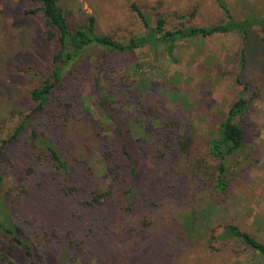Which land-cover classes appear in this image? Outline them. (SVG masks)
<instances>
[{
	"label": "rangeland",
	"instance_id": "374dc122",
	"mask_svg": "<svg viewBox=\"0 0 264 264\" xmlns=\"http://www.w3.org/2000/svg\"><path fill=\"white\" fill-rule=\"evenodd\" d=\"M225 2L234 19L257 16L261 21L248 29L249 41L243 64V41L241 33L237 31L179 41L173 52L175 59L168 55L165 45L158 48L146 46L127 55L108 53V66L112 71H102L100 88L108 95L114 81L119 83L122 80L128 85L126 90L132 98L124 105V112L131 114V120L135 116L143 118L142 125L139 122L131 125V136L136 139L141 135L140 129L147 122L155 123V119L162 120L168 116L176 118L180 122L178 135L185 134L195 139L192 161L201 160L203 165H200L199 172L191 161L190 164L186 163L183 156L179 159L178 154H173L171 163L145 157L142 167L150 173L143 175L137 183V200L140 197L144 201L136 203L135 210L144 211L145 208V211L154 214V237L146 242H138L133 237L121 242L127 236L119 237L115 242L109 241L107 246L102 247V251L107 253L105 258L111 257L104 259L105 263L264 264V258L225 229L227 224H236L264 242V0ZM60 3L73 27L82 25L87 15L93 14L99 33L110 34L121 41L145 33L142 19L131 7L132 3L145 13L152 24L159 16L164 17L171 27L182 24L206 26L228 20L215 0H60ZM28 5L27 0H0V78L7 83L12 78L13 84L9 94H0V136H6L17 123V116L13 112L26 114L31 111L34 104L29 91L39 79L34 72L21 73L18 69L12 71L13 77L11 73L8 75L14 56L20 57V67L26 68L32 64L34 70L40 73L45 70L53 49L52 43L40 37L43 19L24 14ZM20 37L30 52L27 64L23 63V55L26 54H21ZM12 39V43H8ZM9 45L12 51L7 48ZM103 52L100 48L90 50L87 63L79 70L81 74L76 89L82 97L78 106L80 111L91 114L101 122L105 128L103 133L107 135L105 137L121 147L112 125L102 114L92 79L94 67ZM5 58H10L12 62L3 63ZM115 69L117 72H114ZM241 93L249 101L248 109L236 119L244 125L245 142L240 152L228 161V187L220 192L213 188L214 168L218 161L209 154V138L217 131ZM123 97L118 93L116 99L122 100ZM36 122L34 126L38 125ZM89 126L80 121H71L63 134L64 145L70 146L72 143L69 149L85 161L75 166L72 175L38 161L34 153L20 152L18 143L6 154L5 173L9 190L6 193H10V199L16 197L22 187L21 163L30 165L33 162L36 166V171L29 175L27 185L33 193L19 196L14 213L18 212L32 231L37 230L35 235L46 249L48 264L80 263L77 258L75 263L73 261L77 256L69 257L70 249L66 243H57L59 239L52 234L54 228L59 235L69 230L75 235L81 233L88 240L89 237L85 235L88 227L93 226V218L101 221L105 218L110 228L121 236L119 225L122 212L117 202L114 206L102 207L93 213H87L79 203L89 198L92 188L108 186L99 153L101 144L90 137ZM39 128L43 131V127ZM151 139L148 137L144 140L148 151L154 146ZM60 143L63 144L61 139ZM175 162L178 164L174 168ZM38 183L43 185L37 187ZM75 183L82 186L84 183L88 190L78 192L75 195L77 198L71 200L69 195H64L61 186ZM151 200L155 204L150 203ZM41 204H49V208L45 210ZM176 209L174 213H178L181 219L172 223L169 210ZM194 209L193 221H186L187 211ZM78 213L81 215L78 216ZM177 231L186 234L181 242ZM163 232L165 234L162 236ZM164 241L169 248L158 252V243ZM19 257L23 259L22 250ZM8 262L0 259V264L15 261L12 259ZM92 263L95 264L96 260Z\"/></svg>",
	"mask_w": 264,
	"mask_h": 264
},
{
	"label": "trees",
	"instance_id": "16d2710c",
	"mask_svg": "<svg viewBox=\"0 0 264 264\" xmlns=\"http://www.w3.org/2000/svg\"><path fill=\"white\" fill-rule=\"evenodd\" d=\"M27 1L29 5L25 7L24 14L43 19L44 27L40 31V37L42 40L52 43L53 49L47 60L48 64L45 70L40 73L34 70L32 64L23 65L27 66L26 68L20 67L22 63L18 61L20 57L17 55H13V63H11L10 58H5L3 61V63H11V72L8 73V75L11 73V77L14 75L12 71L18 69L21 73L34 72L39 79L29 91L30 99L34 104L31 111L26 114L13 112L17 116V123L6 136H0V259L7 263L14 259L15 262L12 264H48L46 249L35 235L37 230L33 229L32 231L30 226H27L26 220L22 219L18 212L14 213L19 196L25 194L29 196L33 193L31 187L27 185L30 180L29 175L36 171V166L33 162L30 165L21 163L20 166L23 168L22 187L16 197L13 196L10 199V193H6L9 192L5 173L7 151L18 143L20 152L22 150L24 153L25 151L30 154L34 153L37 155L38 161L45 162L66 175H72L75 166L79 163H85V161L79 159L72 149H69L72 143L70 146L64 145L63 134H65V130L68 129L71 121H80L90 125V137L101 144L99 153L103 160L108 186L101 188L99 185L97 188H92L89 192V198L79 203L87 213H93L102 207L114 206L117 202L122 212L120 215L121 225L117 224L122 232L119 236L118 232L113 231L112 227L110 228L106 223L109 221L105 218L104 221L93 218V226L88 227V233L85 235L89 237L88 240L81 233L75 235L69 230L59 235L57 229L54 228L52 234L59 239L57 243L67 244L71 259L73 255L77 256L73 259L74 263L77 258L80 261L79 264H93L94 259L96 260L95 264H114L113 262H104V259L111 258H105L107 253L102 251V247L107 246L109 241L115 242L119 237L127 236L126 240L121 242L127 241L131 237L137 239L138 242H146L149 238L154 237L152 226L154 214L145 211V208L144 211L135 210L136 203L139 204L143 200H140V197L137 200V183L143 175L150 173L142 167V161L146 160L145 157L151 156L158 159V162L168 161L171 163L174 159L173 154H178L179 159L183 156L186 163L191 161L194 169L199 170V172L201 171L200 165L203 163L200 162L201 160L192 161V147L195 139L185 134L178 135L180 122L176 118L168 116L162 120L160 118L155 119V123L147 122L143 125L142 130L140 129L139 134L141 135H138L136 139L131 136L133 134L131 125L135 122L142 125L143 118L135 116L136 118L131 120V114L127 111L124 112V105L132 98L127 91L128 85L122 80L119 83L114 81V87H111L108 95H105L100 88L102 71L106 70L109 73L112 71L108 66L110 58L108 53L127 55L146 46L158 48L160 45H165L168 55L174 58L173 52L179 41L237 31L241 33L243 41L241 61L243 64L249 41L248 29L251 25L259 24L261 21L256 18L257 16L246 17L241 20L234 19L225 0H215L226 13L228 20L206 26L182 24L171 27L168 26L166 19L162 16H159L155 24H152L145 13L135 3H132L131 7L138 12L142 19L145 33L121 41L110 34L99 33L96 28V17L93 14L87 15L86 22L82 25L73 27L60 0ZM20 38L21 54H26L23 55L25 59L23 63L27 64L30 61L28 60L30 57L27 56L30 52L26 50L22 37ZM12 41L13 39L8 43H12ZM7 48L12 51L11 46ZM94 48L103 49L104 52L94 67L92 79L99 95L102 114L112 125L114 136H118L121 147H117L114 142L105 137L107 135L103 133L105 128L101 122L91 114L79 110V98L82 97L81 92L79 94L78 89H76L81 74L79 70L87 63L88 52ZM115 71L117 72L116 69ZM106 77L109 78V76ZM9 81L7 83L0 78V94L10 93L13 88L12 78H9ZM118 93L124 96L123 99L121 98L122 100L116 99ZM242 93L230 106L217 131L209 138V154L218 161L214 168L213 188L220 192L225 191L228 187L227 163L231 157L240 152L245 142L244 125L236 120L237 117L244 114L249 106L248 99ZM43 119L45 121L40 122ZM34 122L39 126H34ZM40 126L43 127V131H40ZM148 137L152 138V143L154 142V146L149 151L147 142L144 141ZM60 139L63 144L60 143ZM43 158L47 161H44ZM178 162L174 163V168ZM12 165H14V161H12ZM42 185V183H38L37 187ZM37 187H34V190H37ZM61 189L65 191L64 195H69L71 200L77 198L75 195L78 192L88 190L84 183L83 186L78 183L64 185L61 186ZM158 198H161L160 194ZM120 202L122 204H119ZM150 203L155 204V201L151 200ZM42 206H45V210L49 208V204H41ZM177 210H169L172 223L181 219L178 213H174ZM194 212L195 209L194 211H187L186 221L187 219L193 221L192 214ZM77 215L80 216L81 214L78 213ZM109 220H111L110 217ZM225 229L231 236L239 238L247 247L264 258L263 241L250 232L242 230L236 224H227ZM177 232L180 234L178 238L181 242L183 240L181 238L186 234L181 231ZM164 234L163 232L162 236ZM174 238L175 236L172 237V239ZM167 247L169 248L166 241L158 243L157 251H167ZM20 250H22V260L19 257Z\"/></svg>",
	"mask_w": 264,
	"mask_h": 264
}]
</instances>
